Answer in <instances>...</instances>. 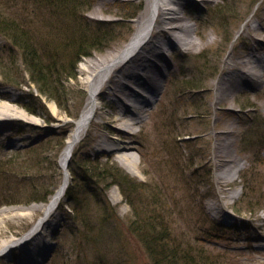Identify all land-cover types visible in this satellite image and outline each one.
<instances>
[{
	"label": "rangeland",
	"instance_id": "374dc122",
	"mask_svg": "<svg viewBox=\"0 0 264 264\" xmlns=\"http://www.w3.org/2000/svg\"><path fill=\"white\" fill-rule=\"evenodd\" d=\"M89 1L87 12L81 13L86 24L80 23L88 33L99 23H121L108 27L114 36L104 51H93L81 59L78 80L67 84L69 101L64 106L69 113L41 96L34 85L7 83L0 73V110L11 111L0 118V248L33 227L43 216L41 205L50 201L63 181L62 174L59 177L63 170L62 152L56 151L58 139H50L53 142L45 151L44 169L19 176L6 162H13L37 143L41 147L49 134L75 128L89 96L86 81L91 74L86 68L93 65L96 70L115 56L150 10V0ZM176 1L184 6L182 18L165 25L160 22L153 39L169 42L171 34L181 32L178 26L187 24L190 29L184 34L190 43L171 44L166 51L168 66L158 76L161 90L146 93L151 106L141 109V122L131 130L115 120L124 110L108 87L99 91L95 118L74 151L78 155L75 165H82L80 160L86 158L103 163L112 160L145 184L147 189L141 190L137 201L139 208L148 206L145 217L151 216L156 198L165 202L176 241L198 259L204 257L212 264H264V76L260 82H252L240 74L249 56L264 58V0ZM62 9L51 7L47 0H0V12L32 25L38 33L37 42L47 50L64 46L66 34H60L59 28L67 30L64 33L77 30ZM134 14L136 18L124 21ZM131 28L134 32L129 35ZM9 44L0 36V58L14 68L19 82H28L20 57H12L15 51L9 52ZM229 55L238 64L225 69ZM66 56L69 53L59 52L50 57L47 52L44 61L53 59L68 66L70 62L63 60ZM238 78L243 81L239 88L230 83ZM195 80L200 86L192 91L189 81ZM116 142L131 143L135 159L131 172L109 150ZM225 159L232 162L224 165ZM238 163L242 166L233 180L232 171ZM15 168L24 171H19L18 165ZM219 174L225 179L217 180ZM74 181L70 176V184ZM47 186L54 190L48 202L34 201L32 194L36 190L43 194ZM98 190L101 207L96 204L97 197L87 208L80 205L89 226L74 215L67 201L62 202L57 214L64 218L51 238L54 249L45 264H152L128 227L132 210L119 187L107 189L104 200L103 189ZM234 192L235 197L224 198ZM93 238L96 241L92 242ZM20 257V250H12L0 256V264H21Z\"/></svg>",
	"mask_w": 264,
	"mask_h": 264
},
{
	"label": "trees",
	"instance_id": "16d2710c",
	"mask_svg": "<svg viewBox=\"0 0 264 264\" xmlns=\"http://www.w3.org/2000/svg\"><path fill=\"white\" fill-rule=\"evenodd\" d=\"M47 1L51 7L55 5L62 7L65 14L64 17L66 16L69 18L70 23L72 22L77 30L64 33V31L67 30L59 28L58 32L60 34H66L64 36V39H66L64 46L61 45L55 48L50 47L47 50L46 47L40 45V42H37V40H39L37 39L38 33H34V27L32 25H29L26 21H20L5 16L3 12H0V36L6 38L8 43H10L8 48L9 52L15 51L12 57H20L19 59L21 60L20 62L24 71L23 74L28 76V82L26 78V82H19L16 76H14V68H10L4 64L1 58L0 73L7 83L19 85L25 83L28 85L29 83L34 85L41 96L54 100L62 110L64 109L69 113V110L64 106L69 101L67 84L70 83V80H78L77 68L81 59L91 56L93 51H104V48L114 36L111 30H108V27L112 24H119L121 22L99 23L95 26V31L93 33H88L87 29L80 25V23L82 21L83 24H86L83 14L88 10L87 8L90 5L89 0ZM136 13H138V10ZM136 17L137 15L134 14L125 17L124 21H129ZM133 32V28H131L129 35L133 34ZM47 52L50 57H53L55 53L59 52L65 55L69 53V56L63 59L64 61L70 62L69 65H60L59 63H55L53 59L51 62L44 61ZM10 59L11 61L13 60V58ZM12 62H14V60ZM198 83L199 82L196 80L189 81L188 89L192 91L198 89L200 86ZM36 100H38L39 104H41L46 111V106L42 104V97L40 98L37 95ZM27 108L30 109L29 107ZM68 131L69 129H65L64 131L47 135L44 139L45 143L41 147L37 143L27 148L24 154L20 153L13 162H9V164L6 162L5 165H9L11 170L19 176L24 175L26 172L40 170L41 167L44 169V163L48 159L44 154L46 153V149H48L53 142V140L50 139H58L56 151L59 154L65 145ZM77 157V154L73 155L69 169L73 181H78L72 182L66 193V197H68V204L72 212L79 217L82 223L86 226L91 225V222L89 223L87 221L88 218L87 214L84 212L85 209H82L80 205H86L85 208H87L88 205L91 204L92 199L97 197L96 204L99 203V207H101L102 203L98 201V189H103L101 192L103 193L102 200H104L107 189L118 186L132 210V216L128 223V227L144 246L152 264H212L208 263L206 261L207 259L204 257L198 259V255L195 256L188 247H185L186 249L184 250L183 247L181 248V244L175 239V231L173 230L171 221L172 214L169 206L161 199L156 198L154 200L156 203H153L154 206L150 208L151 216L145 217L146 212H148L146 209L148 206L139 208V204H137V201L140 199L139 193L145 188V184L135 181L125 170L112 160H107L106 163H103L99 159L92 160L86 158L85 160H80L84 161L82 165L79 164V166H76ZM17 165L20 168L19 171H24L21 173L17 172L15 168ZM53 165L58 169L56 162H54ZM89 172H91V174H86ZM59 177H61V173H59ZM80 178L84 179L79 181ZM145 189H147V187ZM53 192L54 190L47 186L43 194H41L39 190H36L32 195L34 201L47 202L49 196ZM108 204L107 206H110ZM102 208L105 209V207ZM93 241H96L95 238L92 239V242Z\"/></svg>",
	"mask_w": 264,
	"mask_h": 264
},
{
	"label": "bare ground",
	"instance_id": "6f19581e",
	"mask_svg": "<svg viewBox=\"0 0 264 264\" xmlns=\"http://www.w3.org/2000/svg\"><path fill=\"white\" fill-rule=\"evenodd\" d=\"M183 10L184 6L182 4L179 5L176 0H150L149 13H145L139 20L137 31L130 41L115 56L99 65L98 69L95 70L93 65L86 68L85 72L91 74L86 81L89 96L81 116L75 122V128L66 139V145L60 156V166L64 173L63 181L56 192L50 197V201L47 204L41 205L43 216L26 234L5 243L0 248V256L17 249L20 250L21 264L44 263L54 248L51 238L60 227V222L64 218L59 216L57 211L60 203L64 200L70 184L67 163L72 158L78 144L84 138L90 124L95 118L98 109L96 100L99 93L103 88L108 87L116 101L123 106L124 113L119 114L115 120L120 122L128 131L131 130L135 123L141 122V109L151 106V100L146 93L153 95V92L158 93L161 90L162 86H160L161 83L158 76L168 66L166 51L172 48L171 44L176 46L179 45V42L184 45L190 43V38H186L184 34V31L190 29V26L187 24L178 26L181 32L179 34H171L169 42L166 43L157 42L153 39V35H156L154 30L156 25L161 24L160 22L165 25L169 24V21L172 19H181ZM178 28L175 27L173 29ZM242 31L243 28L239 33ZM229 57L230 55L225 61V69H230L238 64L234 63ZM244 66L245 68H242L240 72L241 76L250 79L252 82L255 80L260 82L259 79L264 76L262 73L264 71V58H258L254 55L249 56ZM230 83L234 87L239 88L243 84V81L242 78H238L235 82ZM3 110H0V118L2 115L5 116L4 112L6 111L5 109ZM10 112L8 110L6 113L11 115ZM130 112H133L131 116ZM124 143L119 144L116 142L109 147V150L113 154H117L116 159L125 169L131 172L135 167L134 154L130 151L132 149L131 143ZM230 162H232L231 159L223 160L224 165H229ZM238 164L232 171L233 180L238 176L242 166L241 163ZM221 179H225V177L219 174L217 180L221 181ZM235 194L237 193L234 192V195L231 194L224 198L235 197ZM24 215H29V213ZM227 216L230 215L227 214Z\"/></svg>",
	"mask_w": 264,
	"mask_h": 264
},
{
	"label": "water",
	"instance_id": "95a60500",
	"mask_svg": "<svg viewBox=\"0 0 264 264\" xmlns=\"http://www.w3.org/2000/svg\"><path fill=\"white\" fill-rule=\"evenodd\" d=\"M67 166H68V164H67Z\"/></svg>",
	"mask_w": 264,
	"mask_h": 264
}]
</instances>
